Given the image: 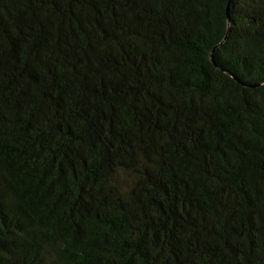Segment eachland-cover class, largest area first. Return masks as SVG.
Masks as SVG:
<instances>
[{
	"label": "trees",
	"instance_id": "16d2710c",
	"mask_svg": "<svg viewBox=\"0 0 264 264\" xmlns=\"http://www.w3.org/2000/svg\"><path fill=\"white\" fill-rule=\"evenodd\" d=\"M0 264H264V0H0Z\"/></svg>",
	"mask_w": 264,
	"mask_h": 264
},
{
	"label": "water",
	"instance_id": "95a60500",
	"mask_svg": "<svg viewBox=\"0 0 264 264\" xmlns=\"http://www.w3.org/2000/svg\"><path fill=\"white\" fill-rule=\"evenodd\" d=\"M233 78H235L236 79V77H234L233 75H231ZM237 81H239L238 79H236ZM240 82V81H239Z\"/></svg>",
	"mask_w": 264,
	"mask_h": 264
}]
</instances>
